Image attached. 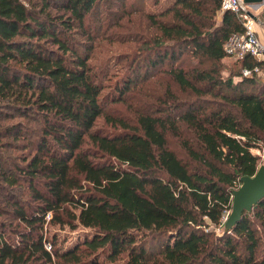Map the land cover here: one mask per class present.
I'll list each match as a JSON object with an SVG mask.
<instances>
[{"label":"trees","instance_id":"1","mask_svg":"<svg viewBox=\"0 0 264 264\" xmlns=\"http://www.w3.org/2000/svg\"><path fill=\"white\" fill-rule=\"evenodd\" d=\"M106 1L0 0V264H264V200L230 232L213 230L260 164L252 150L264 155V80L242 75L264 62L247 55L227 77L220 67L240 17L220 14L221 0H165L151 12L119 0L145 18L143 64L167 63L184 98L107 136L96 120L135 80L104 92L91 64L86 22ZM19 140L17 159L8 151ZM9 215L15 226L1 220ZM51 225L81 231L66 244Z\"/></svg>","mask_w":264,"mask_h":264},{"label":"rangeland","instance_id":"2","mask_svg":"<svg viewBox=\"0 0 264 264\" xmlns=\"http://www.w3.org/2000/svg\"><path fill=\"white\" fill-rule=\"evenodd\" d=\"M118 1L107 0L88 18L85 30V33L90 31V36L87 38L93 42L91 64L104 76L102 78V84L105 86L104 92L112 90L116 82H120L123 78L129 77L135 80L134 87L127 92L125 99L116 103H108L105 114L96 120L93 130L100 135L107 136L121 132L124 124L133 127L137 113L157 115L156 113L164 105H167L168 96L171 94L178 100L184 98L177 85L170 81L164 71L168 68L167 63L157 67L143 64L144 56L148 54L147 50L144 49L146 45L143 43V37H146L145 18L140 17L139 14L128 15L123 13ZM156 1H158V5H154ZM156 1L145 0V12H151L162 7L165 0ZM130 2L133 3L132 6H135L137 0ZM258 18L260 21H264V13L259 14ZM74 38H76L77 43L86 40V36ZM185 56L182 55L181 59H184ZM235 62L236 59L232 57H225L220 62L222 76H230V67L234 66L233 63ZM184 66L186 68L197 67L195 61L191 59H187ZM138 75L143 77L138 80ZM256 78L258 80L264 79V72L257 75ZM22 121L25 122L24 119ZM8 141L12 142L11 140ZM168 141L175 153L188 162L178 140L169 136ZM23 144L25 143L19 140L15 143L19 146L18 150L8 151V153L17 159L26 156L27 151L23 150ZM88 147H90L89 142L85 144L84 148ZM252 152L260 157V163H264V155L259 150H252ZM19 191H16V196H19ZM3 219L6 223H12V226L17 224L14 219L10 218V215L1 218V220ZM213 230L217 235L224 232V228ZM80 231V227L72 231L68 227L60 228L57 225H51L48 226L47 234L49 236L56 234L60 240L67 239L66 244H69L75 241Z\"/></svg>","mask_w":264,"mask_h":264},{"label":"built area","instance_id":"3","mask_svg":"<svg viewBox=\"0 0 264 264\" xmlns=\"http://www.w3.org/2000/svg\"><path fill=\"white\" fill-rule=\"evenodd\" d=\"M220 14L223 12H231L240 17L243 26V32L232 35L228 38L224 45L226 57H232L240 60L249 55L260 61V57L264 56V44L260 43L255 32L254 14L264 12V3L260 5L246 6L240 0H221ZM262 70L259 67L253 69L244 68L242 75L249 77L252 74L259 75ZM227 216L223 217V222ZM48 248V247H47Z\"/></svg>","mask_w":264,"mask_h":264},{"label":"water","instance_id":"4","mask_svg":"<svg viewBox=\"0 0 264 264\" xmlns=\"http://www.w3.org/2000/svg\"><path fill=\"white\" fill-rule=\"evenodd\" d=\"M240 2L246 6H253L264 3V0H240ZM261 200H264V163H260L253 176L241 177L240 185L232 191L231 211L224 222V232H230L240 221L242 213H250L253 206Z\"/></svg>","mask_w":264,"mask_h":264},{"label":"crops","instance_id":"5","mask_svg":"<svg viewBox=\"0 0 264 264\" xmlns=\"http://www.w3.org/2000/svg\"><path fill=\"white\" fill-rule=\"evenodd\" d=\"M261 13H264V12H261ZM261 13L254 14L255 32H256V35L260 43L264 44V21H260L258 18V15ZM260 61L264 62V56L260 57ZM262 72H264V69H262ZM261 80H264V79H261Z\"/></svg>","mask_w":264,"mask_h":264}]
</instances>
